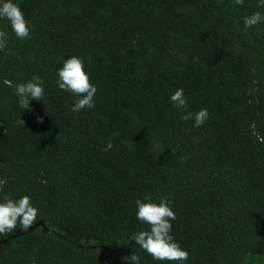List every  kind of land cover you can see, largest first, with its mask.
<instances>
[{"label": "trees", "instance_id": "1", "mask_svg": "<svg viewBox=\"0 0 264 264\" xmlns=\"http://www.w3.org/2000/svg\"><path fill=\"white\" fill-rule=\"evenodd\" d=\"M13 2L31 31L18 39L0 19V202L29 196L45 226L9 239L0 264H178L131 239L148 229L146 196L171 201L183 264H264V22L243 24L264 15L259 0ZM73 55L97 87L78 113L58 86ZM34 75L44 102L21 109L15 86ZM204 108L200 127L181 119Z\"/></svg>", "mask_w": 264, "mask_h": 264}, {"label": "clouds", "instance_id": "2", "mask_svg": "<svg viewBox=\"0 0 264 264\" xmlns=\"http://www.w3.org/2000/svg\"><path fill=\"white\" fill-rule=\"evenodd\" d=\"M244 2L245 0H234V5H243ZM259 6L264 7V0H259ZM0 19H6L10 22L12 31L18 39L29 38L31 29L28 21L19 5L13 0H4L0 3ZM261 22H264V15L259 11L245 16L243 18L245 32L247 33L248 29ZM7 44L8 34L0 30V52L5 51ZM58 75V86L61 90H67L81 97L73 104L71 108L73 113H78L86 107H94L93 97L97 92V87L90 82V76L85 71L84 57L73 55L67 58L58 70ZM15 91L19 97L18 103L21 109H29V102L33 99L44 102L45 88L41 77L38 75H34L26 83L16 85ZM170 100L178 110L183 111L188 107L182 88L176 90L171 95ZM208 117L209 112L204 108L196 112L195 115L188 112L182 115L181 119L185 121L194 119L193 126L200 127ZM18 123L21 126L24 125L21 118ZM158 199V203L148 196L145 197L144 201L136 200V217L140 222L148 225V229L135 233L131 239L150 254L154 260L176 261L178 264H183L184 261L188 260L189 253L180 246L172 234L173 225L171 222L176 219V214L168 197H159ZM37 217L38 209L32 205L29 196L25 195L19 199H13L9 195H5L0 202V235L13 232L17 225L21 229L27 230L37 222ZM124 259L129 264H140L141 257L137 253H133Z\"/></svg>", "mask_w": 264, "mask_h": 264}, {"label": "water", "instance_id": "3", "mask_svg": "<svg viewBox=\"0 0 264 264\" xmlns=\"http://www.w3.org/2000/svg\"><path fill=\"white\" fill-rule=\"evenodd\" d=\"M40 226L44 227L45 223L44 222H37L34 225H32L29 229H27V230H23V229L17 230L15 233L11 234L9 237H7V238H5L3 240H0V249L5 248V246L7 245L8 241H9V239H14V238H16V237H18L20 235H24V234L34 230L35 228L40 227Z\"/></svg>", "mask_w": 264, "mask_h": 264}, {"label": "rangeland", "instance_id": "4", "mask_svg": "<svg viewBox=\"0 0 264 264\" xmlns=\"http://www.w3.org/2000/svg\"><path fill=\"white\" fill-rule=\"evenodd\" d=\"M84 244H85L86 246L90 247V248H94V249H96V250H100L98 244H96V243H95L94 241H92V240H88V241L84 242ZM104 255H105L106 257L110 258V255H109V253H108L107 251L104 252Z\"/></svg>", "mask_w": 264, "mask_h": 264}]
</instances>
